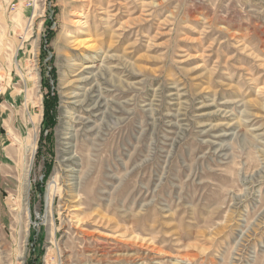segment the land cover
Returning <instances> with one entry per match:
<instances>
[{
	"label": "rangeland",
	"instance_id": "374dc122",
	"mask_svg": "<svg viewBox=\"0 0 264 264\" xmlns=\"http://www.w3.org/2000/svg\"><path fill=\"white\" fill-rule=\"evenodd\" d=\"M0 264H264V0H0Z\"/></svg>",
	"mask_w": 264,
	"mask_h": 264
},
{
	"label": "bare ground",
	"instance_id": "6f19581e",
	"mask_svg": "<svg viewBox=\"0 0 264 264\" xmlns=\"http://www.w3.org/2000/svg\"><path fill=\"white\" fill-rule=\"evenodd\" d=\"M81 18L84 17V16H80ZM79 24H82L80 23V21H78V25ZM86 71V70H85ZM91 71V70H90ZM88 73V72H87ZM91 73V72H90ZM93 74V73H92ZM94 76H92L93 78ZM80 81V80H79ZM82 81V80H81ZM92 88V87H91ZM91 91V90H90ZM78 96V95H76ZM74 97V96H73ZM35 135H33L31 138L28 139L26 145H25V152L29 155V159H28V162H27V169L25 170V172L23 173L24 175V181H23V185L27 186V178H28V172H29V167H30V163H31V158H32V154H33V143L35 141ZM19 176V175H18Z\"/></svg>",
	"mask_w": 264,
	"mask_h": 264
},
{
	"label": "trees",
	"instance_id": "16d2710c",
	"mask_svg": "<svg viewBox=\"0 0 264 264\" xmlns=\"http://www.w3.org/2000/svg\"><path fill=\"white\" fill-rule=\"evenodd\" d=\"M45 103V109H44V121H43V126L45 127L47 125V120L48 118H52V113H51V106L47 105V102Z\"/></svg>",
	"mask_w": 264,
	"mask_h": 264
},
{
	"label": "built area",
	"instance_id": "2783aa9c",
	"mask_svg": "<svg viewBox=\"0 0 264 264\" xmlns=\"http://www.w3.org/2000/svg\"><path fill=\"white\" fill-rule=\"evenodd\" d=\"M27 6L33 7V9H34V3L33 4L29 3ZM14 8H15V5H12V9H14Z\"/></svg>",
	"mask_w": 264,
	"mask_h": 264
}]
</instances>
